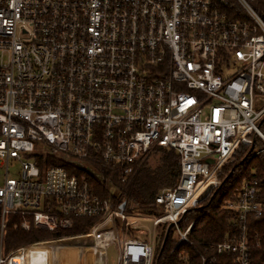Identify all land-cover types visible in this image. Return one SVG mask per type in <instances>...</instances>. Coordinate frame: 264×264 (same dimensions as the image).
<instances>
[{"label":"built area","instance_id":"built-area-1","mask_svg":"<svg viewBox=\"0 0 264 264\" xmlns=\"http://www.w3.org/2000/svg\"><path fill=\"white\" fill-rule=\"evenodd\" d=\"M255 1L0 0V264L58 263L68 251L107 264L111 244L116 264H155L157 240L128 236L122 205L93 196L84 178L47 157L100 179L92 165L108 166L123 182L155 149L173 151L180 177L155 197L161 215L152 225L165 229L171 253L192 245L193 223L181 226L187 211L220 186L240 146L252 151L257 141L254 155L264 153V20ZM11 163L18 179L8 178ZM220 208L235 231L201 264L218 256L255 264L247 222L264 215L257 181ZM8 216L22 231L95 222L84 235L3 255ZM179 260L190 264L183 251Z\"/></svg>","mask_w":264,"mask_h":264},{"label":"trees","instance_id":"trees-1","mask_svg":"<svg viewBox=\"0 0 264 264\" xmlns=\"http://www.w3.org/2000/svg\"><path fill=\"white\" fill-rule=\"evenodd\" d=\"M253 6L264 20V0L255 1ZM260 148L261 144L257 141L252 151L249 146H240L232 163L224 165L217 175L220 186L212 190L202 201L201 206L187 211L181 226L185 227L193 223L189 233L191 246L182 244L171 253L170 237L168 235L165 238V229L160 228V234L156 239L155 264H180L181 251L188 255L190 264H201V256L208 258L209 247L223 241L226 235L235 231L231 222L232 215L221 210L220 207L224 201L236 197L244 181L252 179L257 181L258 199L264 204V153L254 155V152ZM152 154L155 155L154 165L146 160L142 165L134 167L131 175L123 182L119 171L108 166L92 165V170L102 177L100 179L61 159L47 157L46 163L63 167L69 174L84 178L93 196L110 199L113 204L122 205L129 215L135 212L145 217H157L161 215V210L155 203V197L161 190L172 189L177 185L180 170L178 156L173 151L157 148ZM110 189L113 191H109ZM18 220L17 216L7 217V225L2 237V249L5 255L33 243L84 235L95 222L93 218H73L71 229L49 232L35 228H30L28 231L13 229V224ZM247 232L250 238L251 256L255 264H261L264 262V215L259 218L250 217L247 222ZM163 241L164 246L160 251ZM216 259L218 264H225L227 260L219 256Z\"/></svg>","mask_w":264,"mask_h":264},{"label":"rangeland","instance_id":"rangeland-1","mask_svg":"<svg viewBox=\"0 0 264 264\" xmlns=\"http://www.w3.org/2000/svg\"><path fill=\"white\" fill-rule=\"evenodd\" d=\"M148 163L151 165L155 164V155L152 154L147 160ZM19 165L11 163L8 166V178L12 179H18L19 178ZM5 174V168L0 167V187L2 186L4 182V175ZM7 224V220H6ZM127 226V235L138 238L140 240H147L149 243L153 244L155 246V241L157 236L160 234V229L155 228L152 225V217H145L141 216L138 213H133L132 215H129L127 217L126 221ZM5 230V229H4ZM139 232L140 234L136 233ZM4 233V231H3ZM106 257H107V264H116L117 260V247L115 244H111L106 248ZM3 255L4 250L2 249ZM59 255V258H57L58 263H51V264H89L85 259L81 258V254L77 256V253L73 251H68V253ZM76 257V258H75ZM49 264V263H48Z\"/></svg>","mask_w":264,"mask_h":264},{"label":"water","instance_id":"water-1","mask_svg":"<svg viewBox=\"0 0 264 264\" xmlns=\"http://www.w3.org/2000/svg\"><path fill=\"white\" fill-rule=\"evenodd\" d=\"M230 174H231V173H230ZM107 228H110V225H109V226H107ZM168 230H169V228L167 229V231H166V234H167Z\"/></svg>","mask_w":264,"mask_h":264},{"label":"bare ground","instance_id":"bare-ground-1","mask_svg":"<svg viewBox=\"0 0 264 264\" xmlns=\"http://www.w3.org/2000/svg\"><path fill=\"white\" fill-rule=\"evenodd\" d=\"M13 264H18V261H17V262H16V261H14V262H13Z\"/></svg>","mask_w":264,"mask_h":264}]
</instances>
